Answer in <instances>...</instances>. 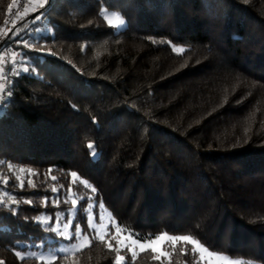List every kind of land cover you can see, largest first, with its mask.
<instances>
[{"label": "trees", "instance_id": "obj_1", "mask_svg": "<svg viewBox=\"0 0 264 264\" xmlns=\"http://www.w3.org/2000/svg\"><path fill=\"white\" fill-rule=\"evenodd\" d=\"M14 2L0 0V264H203L186 241L132 255L96 237L90 202L139 239L264 264V0H43L3 33ZM72 211L64 238L52 227ZM78 227L81 250L22 256Z\"/></svg>", "mask_w": 264, "mask_h": 264}, {"label": "rangeland", "instance_id": "obj_2", "mask_svg": "<svg viewBox=\"0 0 264 264\" xmlns=\"http://www.w3.org/2000/svg\"><path fill=\"white\" fill-rule=\"evenodd\" d=\"M43 0H35L30 5L31 8L36 7V5H40ZM108 24L112 25L116 30H120L125 26L124 20L116 13H103ZM123 21V24H121ZM7 60L13 61L14 58L8 53L4 54ZM3 55L0 56V96L4 91V82L2 78V74L4 71V67L2 65ZM94 203L90 202L86 209V215L88 219V225L90 229L93 230L94 235L100 239H103L107 234L112 231V236L115 237L117 245L120 249L127 248L132 255L137 254L138 252L144 250H152L158 256H165L166 253L164 251V247L166 245H174L178 241H186L192 244L193 249L198 253L199 258L203 264H238L239 260L229 258L222 254H217L210 252L203 246H201L198 242L188 238L187 240L176 239L178 237L169 236L166 234H160L155 237L139 239L136 235L131 232L121 228L118 226L115 221L112 219L110 213L106 211L102 206H98L97 210H94ZM73 211L70 213V221L64 223L62 221L56 222L52 229L58 234L62 235L64 238H68L70 235V224L73 219ZM39 220L44 224H48V218L45 216H41ZM89 237L87 235L82 234L81 228L78 227L76 230V239L71 243L60 242L59 246L55 249L42 251L41 249H29L26 253L22 254L24 257H33L44 262L53 261L58 253L64 254H73L85 246L89 244ZM122 263V259H118V264Z\"/></svg>", "mask_w": 264, "mask_h": 264}, {"label": "built area", "instance_id": "obj_3", "mask_svg": "<svg viewBox=\"0 0 264 264\" xmlns=\"http://www.w3.org/2000/svg\"><path fill=\"white\" fill-rule=\"evenodd\" d=\"M32 1L34 0H15L13 7L8 11L5 17L3 33L8 32L14 27L16 21L23 15Z\"/></svg>", "mask_w": 264, "mask_h": 264}, {"label": "snow or ice", "instance_id": "obj_4", "mask_svg": "<svg viewBox=\"0 0 264 264\" xmlns=\"http://www.w3.org/2000/svg\"><path fill=\"white\" fill-rule=\"evenodd\" d=\"M47 2H48V0H45V3H47ZM38 19H39V17L34 18V22H35L36 20H38ZM121 24H123V21H121ZM89 147H92V145H89ZM73 174L75 175V173H73ZM176 239L187 240L188 237H178V238H176Z\"/></svg>", "mask_w": 264, "mask_h": 264}, {"label": "water", "instance_id": "obj_5", "mask_svg": "<svg viewBox=\"0 0 264 264\" xmlns=\"http://www.w3.org/2000/svg\"><path fill=\"white\" fill-rule=\"evenodd\" d=\"M40 13V11L35 12L32 16L31 19L34 18L35 16H37Z\"/></svg>", "mask_w": 264, "mask_h": 264}, {"label": "crops", "instance_id": "obj_6", "mask_svg": "<svg viewBox=\"0 0 264 264\" xmlns=\"http://www.w3.org/2000/svg\"><path fill=\"white\" fill-rule=\"evenodd\" d=\"M32 9V8H31Z\"/></svg>", "mask_w": 264, "mask_h": 264}]
</instances>
